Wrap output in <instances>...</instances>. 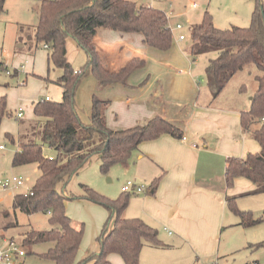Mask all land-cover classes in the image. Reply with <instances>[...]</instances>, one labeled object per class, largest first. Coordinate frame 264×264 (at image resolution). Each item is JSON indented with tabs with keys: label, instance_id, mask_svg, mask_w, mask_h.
<instances>
[{
	"label": "crops",
	"instance_id": "1",
	"mask_svg": "<svg viewBox=\"0 0 264 264\" xmlns=\"http://www.w3.org/2000/svg\"><path fill=\"white\" fill-rule=\"evenodd\" d=\"M92 42L107 72L118 73L129 62L135 64L123 80L106 86L100 85L89 69L83 72L74 88V106L80 120L84 124L90 122L93 97L100 100L105 125L111 130L140 125L155 118L150 131L138 140L130 158L119 163L131 173L133 181L144 182L146 187L158 178L153 194L139 193L132 201V217H139L155 228L162 243L159 247L144 244L139 264H185L183 252L170 250L188 248V258L194 260L205 246H211L220 228L230 225L226 224L229 211L226 199L236 197L234 194L240 190L238 186L225 184L226 158H243L248 152L259 150L251 133L240 125V112L250 107L257 87L255 76L259 72L255 65L250 69L251 64L246 65L244 71L236 72L222 91L211 98L205 67H200L201 63L199 66V59L186 46L174 42L169 49L159 50L150 47L141 33L104 26L94 28ZM65 45L68 62L79 71L87 60L85 51L71 38ZM49 64L48 49L36 45L33 28L27 37L15 38L12 50H1L0 73L3 71L6 76L15 78L11 86L0 74V97H5L7 110L17 121L15 142L22 128L40 118L34 113V107L37 101L46 100L48 95L43 96V93L48 84L60 89L56 100H49L59 101L62 96L57 82L62 70L55 67L50 73ZM23 68L24 74L36 76L38 80L36 92L19 101L15 98L16 91H25L28 85L26 82L21 88L14 86L22 77ZM243 82L249 83V103L239 90L244 87ZM19 109L21 117L16 116ZM257 126L258 123L252 124L250 129ZM4 145L0 143V175L7 171L9 162L11 175L20 166H12L15 151L6 155ZM15 147L18 149L17 143ZM245 187L252 189L254 185L250 182ZM4 211L6 209H0V213ZM10 228L1 227L0 235L14 238ZM98 251L99 246L94 245L80 257L77 253V257L81 259ZM149 252L156 257L151 259ZM108 259L111 264H124L116 253H109ZM21 262L23 264V258Z\"/></svg>",
	"mask_w": 264,
	"mask_h": 264
},
{
	"label": "trees",
	"instance_id": "2",
	"mask_svg": "<svg viewBox=\"0 0 264 264\" xmlns=\"http://www.w3.org/2000/svg\"><path fill=\"white\" fill-rule=\"evenodd\" d=\"M5 0H0V10ZM248 26L218 28L211 15L205 11L200 22L191 28L190 53L193 56L214 52L205 66V76L211 98H215L238 71L253 64L258 70L255 76L257 87L250 99L248 110L240 112V125L258 143L259 150L248 152L243 158H226L224 178L227 187L237 177H244L253 183L248 194L264 192V10L259 0H254ZM104 26L124 32L141 33L150 47L167 50L172 44L171 28L166 14L149 5H137L132 0H39L38 22L33 27L36 45H47L48 60L62 70L58 84L62 88L59 101L39 100L34 113L40 117L19 132L18 149L12 157V166L36 163L39 175L27 193L13 197V215L19 210L26 214L44 212L49 215L48 230H28L21 233L23 246L49 243L42 253L50 264H111L109 253L118 254L124 264H139V253L144 244L162 246L155 228L139 217H125L130 194L122 192L116 199H109L82 185L85 197L105 205L110 214L97 237L99 251L78 259L77 253L82 240L84 226H76L66 213V202L70 197L64 187L78 169L98 153L100 168L106 171L111 165L127 161L137 147V142L150 131L155 118L125 129L111 130L106 127L100 100L93 97L91 119L84 124L74 106V88L86 69L96 77L100 85L106 86L116 80H123L135 62H129L118 73H109L100 64L92 42L93 30ZM20 26V32L22 31ZM71 38L85 51L84 66L75 71L66 58V40ZM10 114L5 97H0V119ZM258 126L251 130L252 124ZM8 136V135H7ZM158 178H155L142 193L153 194ZM61 184V189L59 188ZM226 205L239 218L241 225H253L254 219L248 210L236 206L235 197H227ZM6 210L0 218H7ZM8 221V220H7ZM0 221V228L18 227ZM113 222L108 229V224ZM254 245V244H253ZM255 247H264V242ZM247 264H259L252 261Z\"/></svg>",
	"mask_w": 264,
	"mask_h": 264
},
{
	"label": "rangeland",
	"instance_id": "3",
	"mask_svg": "<svg viewBox=\"0 0 264 264\" xmlns=\"http://www.w3.org/2000/svg\"><path fill=\"white\" fill-rule=\"evenodd\" d=\"M38 1L39 0H5L3 8L0 10V55L1 50L4 48L12 50L17 36L22 35V37H27V34L32 33V28L38 22ZM132 1L137 5L148 4L164 11L167 16V23L171 28L172 43L175 42L177 45L186 46L188 48L191 44V28L194 24H197L200 21L201 16L205 11L211 15L213 24L218 28H229L232 26L245 27L250 23L251 12L255 4L254 0ZM259 1L264 10V0ZM192 4H194V7H191ZM177 25H180L181 28L178 29L176 27ZM18 26L22 27L23 30L21 32L20 28L18 29ZM180 34L184 35L183 40L179 39L178 36ZM17 46L18 44H16V48ZM214 55V52L197 55L199 66L201 63L203 66L200 67H205L208 58L213 57ZM252 65L253 64H251L248 69H250ZM53 69H55V67L50 63V73H52ZM243 69L241 71H244ZM24 71V68L20 71L22 77L14 85L21 88L25 86L26 82L28 83L25 91H16L15 98L19 101L27 95L36 92L37 88L38 78L36 76L24 74ZM0 74L10 83L11 86L13 85L15 80L14 77L11 78L6 76L3 71H1ZM243 83L244 87L239 88V90L242 93L243 99L246 96V100L249 103V83ZM46 88L43 96L48 95L51 100H56L57 93L60 89L54 86V84H48ZM246 90L249 91L247 94L244 93ZM39 94L40 93H36L37 96ZM59 98L60 97H58L57 100H59ZM88 122L89 120H87V123ZM0 123V143L5 144L4 152L6 155H9L11 152L13 153L16 148L15 142H12L10 137L13 136L15 138L17 121L14 116L6 114L1 118ZM100 165V155L98 153L92 154L64 187L65 193L70 197L66 202L67 215L74 221L76 226H80L81 224L84 226V232L78 250V257L85 254L89 247L94 245L99 246L97 237L101 233L110 214V210L105 205L93 202L84 196L85 190L82 185L87 186L98 194L109 199H116L122 193L121 186L127 180L133 181L131 173L125 171V168H122L118 163L111 165L106 171L101 170ZM10 167L11 164L9 162L7 171L0 175V177L9 175ZM13 172L16 175L22 176L23 184L16 188H0V209H6L11 212L9 217L6 219L0 218V221L4 222L8 220L7 223L11 225L14 221H17L19 227L10 228V233L16 240H21L22 232L33 229L48 230L51 228V225L48 222L49 215L44 212L26 214L16 210V215H13V208L11 206L12 197L17 193H27L39 175L40 170L36 163H28L20 165V168L14 169ZM237 178L239 180L236 182L235 180ZM237 178H235L232 184V186H238V189L240 190L238 193L234 194L236 195V206L241 210L250 211L254 219L261 218V221L253 225H241L238 223L240 218L229 209L227 212L226 224L230 225H227L222 229L220 228L216 239L211 246H205V251L203 250L200 253H197L194 260L188 258V255L190 254L188 248L183 250L178 247L170 250V252H183L186 259L185 264H247L255 260L258 261L259 264H264V247L254 246L257 243L264 242V192L246 194L253 189H246L245 187V185L249 186L250 181L244 177ZM140 184H143L146 187L144 182H141ZM58 186L60 188L61 184ZM134 198H136V195L130 194L128 203L123 210V215L125 217H132V201ZM112 224L113 222L111 221L108 224V229L112 227ZM49 246L50 244L46 242L24 246L25 255L22 257L23 264H49L50 261L42 254L49 248ZM184 252H186V254ZM148 255L151 259L156 257V254H150V252Z\"/></svg>",
	"mask_w": 264,
	"mask_h": 264
},
{
	"label": "built area",
	"instance_id": "4",
	"mask_svg": "<svg viewBox=\"0 0 264 264\" xmlns=\"http://www.w3.org/2000/svg\"><path fill=\"white\" fill-rule=\"evenodd\" d=\"M194 7V4L191 5ZM181 28L180 25L176 26ZM180 39L184 38L183 34L179 35ZM44 47L47 48V45L44 44ZM46 100H49V97H45ZM17 117L22 116V110L19 109L16 113ZM184 139V137H182ZM2 146H0L1 148ZM23 184V178L21 175L11 174L9 176H4L0 178V187L3 189L16 188ZM145 186L136 181L127 180L122 186V192L128 193H142L145 190ZM0 243L3 246H0V264H22L21 259L25 255L24 246L21 241L16 240L12 237H5L0 235Z\"/></svg>",
	"mask_w": 264,
	"mask_h": 264
}]
</instances>
